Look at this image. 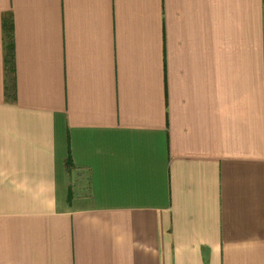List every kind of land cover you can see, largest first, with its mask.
<instances>
[{
	"label": "crops",
	"instance_id": "obj_1",
	"mask_svg": "<svg viewBox=\"0 0 264 264\" xmlns=\"http://www.w3.org/2000/svg\"><path fill=\"white\" fill-rule=\"evenodd\" d=\"M0 264H264V0H0Z\"/></svg>",
	"mask_w": 264,
	"mask_h": 264
},
{
	"label": "trees",
	"instance_id": "obj_2",
	"mask_svg": "<svg viewBox=\"0 0 264 264\" xmlns=\"http://www.w3.org/2000/svg\"><path fill=\"white\" fill-rule=\"evenodd\" d=\"M6 34L9 36V38L13 35V34L11 33L10 29H8V31H7Z\"/></svg>",
	"mask_w": 264,
	"mask_h": 264
}]
</instances>
